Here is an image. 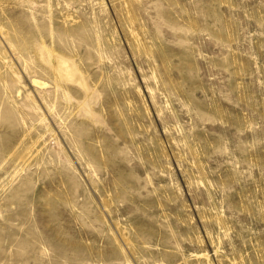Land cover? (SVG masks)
Segmentation results:
<instances>
[{
    "label": "rangeland",
    "instance_id": "rangeland-1",
    "mask_svg": "<svg viewBox=\"0 0 264 264\" xmlns=\"http://www.w3.org/2000/svg\"><path fill=\"white\" fill-rule=\"evenodd\" d=\"M0 264H264V0H0Z\"/></svg>",
    "mask_w": 264,
    "mask_h": 264
},
{
    "label": "bare ground",
    "instance_id": "bare-ground-1",
    "mask_svg": "<svg viewBox=\"0 0 264 264\" xmlns=\"http://www.w3.org/2000/svg\"><path fill=\"white\" fill-rule=\"evenodd\" d=\"M48 59L51 60V57L48 55ZM56 65H57V71L60 73L61 78H65L67 80H75L78 81L76 75L74 74V71L70 67L68 63H66L64 60H56ZM60 78V79H61ZM43 83H39V85H42Z\"/></svg>",
    "mask_w": 264,
    "mask_h": 264
}]
</instances>
